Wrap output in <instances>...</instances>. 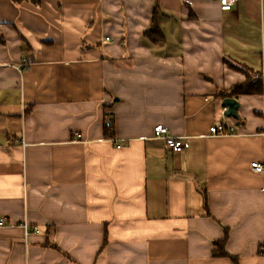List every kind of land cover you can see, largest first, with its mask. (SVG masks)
Here are the masks:
<instances>
[{"label": "crops", "instance_id": "crops-1", "mask_svg": "<svg viewBox=\"0 0 264 264\" xmlns=\"http://www.w3.org/2000/svg\"><path fill=\"white\" fill-rule=\"evenodd\" d=\"M245 71L264 0H0V264H264V94L221 104Z\"/></svg>", "mask_w": 264, "mask_h": 264}, {"label": "built area", "instance_id": "built-area-1", "mask_svg": "<svg viewBox=\"0 0 264 264\" xmlns=\"http://www.w3.org/2000/svg\"><path fill=\"white\" fill-rule=\"evenodd\" d=\"M219 9L223 12H229L234 9L239 2V0H215ZM108 40L107 38H105ZM235 127L232 125H227L225 123H219L218 125L211 126L208 130L210 136H229L233 135ZM74 136H77L75 133ZM152 138L156 140L164 141L166 149L173 153L182 154L183 151L187 148V138L176 136L173 137L169 135V132L166 127L163 125H156L152 129ZM115 141V140H112ZM123 145H126V142H114L116 149L121 148ZM251 168L255 173L262 174L264 172V164L258 162H251ZM4 225V220H0V226Z\"/></svg>", "mask_w": 264, "mask_h": 264}, {"label": "trees", "instance_id": "trees-1", "mask_svg": "<svg viewBox=\"0 0 264 264\" xmlns=\"http://www.w3.org/2000/svg\"><path fill=\"white\" fill-rule=\"evenodd\" d=\"M12 3H20L22 1H32V0H11ZM151 26L149 29L146 31V36L151 40L156 45H163L165 43V37H163L158 24L156 23V15H153L151 19ZM246 74L245 78L246 81L242 84H237L232 86L231 89H229L228 92L224 93V97H237L238 95H251V96H261V94H264V80L262 81L260 79H255L253 80L247 74L249 72L245 71ZM225 240V236L221 242L215 243L216 246L219 247L218 251V256H223L226 255V252L223 250V241Z\"/></svg>", "mask_w": 264, "mask_h": 264}, {"label": "water", "instance_id": "water-1", "mask_svg": "<svg viewBox=\"0 0 264 264\" xmlns=\"http://www.w3.org/2000/svg\"><path fill=\"white\" fill-rule=\"evenodd\" d=\"M221 104L225 107V111L223 112L224 117L238 120L237 109L239 108V106L234 98H224Z\"/></svg>", "mask_w": 264, "mask_h": 264}, {"label": "rangeland", "instance_id": "rangeland-1", "mask_svg": "<svg viewBox=\"0 0 264 264\" xmlns=\"http://www.w3.org/2000/svg\"><path fill=\"white\" fill-rule=\"evenodd\" d=\"M247 76H249L253 80H255V79L257 80V79H260V78H261L262 81L264 80V78L261 75H258V74L253 73V72H249V74H247Z\"/></svg>", "mask_w": 264, "mask_h": 264}]
</instances>
